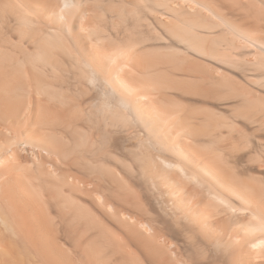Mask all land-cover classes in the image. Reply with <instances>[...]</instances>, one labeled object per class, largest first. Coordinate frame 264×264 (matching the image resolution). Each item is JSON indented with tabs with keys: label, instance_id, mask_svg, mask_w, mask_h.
Wrapping results in <instances>:
<instances>
[{
	"label": "bare ground",
	"instance_id": "6f19581e",
	"mask_svg": "<svg viewBox=\"0 0 264 264\" xmlns=\"http://www.w3.org/2000/svg\"><path fill=\"white\" fill-rule=\"evenodd\" d=\"M0 264H264V0H0Z\"/></svg>",
	"mask_w": 264,
	"mask_h": 264
}]
</instances>
